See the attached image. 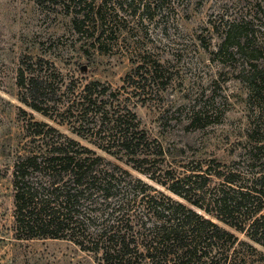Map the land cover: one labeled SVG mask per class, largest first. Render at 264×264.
<instances>
[{
	"label": "trees",
	"instance_id": "obj_1",
	"mask_svg": "<svg viewBox=\"0 0 264 264\" xmlns=\"http://www.w3.org/2000/svg\"><path fill=\"white\" fill-rule=\"evenodd\" d=\"M36 2L60 7L71 16L76 41L100 53L124 48L120 36L134 28L132 21L153 20L172 4ZM221 36L216 54L236 62V78L247 86L253 112L247 139L230 162L170 160L164 145L143 127L137 108L161 99L173 75L152 48L134 51L135 66L119 87L68 77L54 60L24 54L16 70L17 97L45 119L21 108L26 140L4 174L11 175L13 236L67 240L93 253L100 264L262 259L264 25L227 22ZM206 111L193 109L189 125L203 127Z\"/></svg>",
	"mask_w": 264,
	"mask_h": 264
},
{
	"label": "rangeland",
	"instance_id": "obj_2",
	"mask_svg": "<svg viewBox=\"0 0 264 264\" xmlns=\"http://www.w3.org/2000/svg\"><path fill=\"white\" fill-rule=\"evenodd\" d=\"M132 22L134 28L120 36L124 48L100 53L76 41L71 16L60 7L44 8L36 0H0V264H100L93 253L67 240L13 236L11 175L4 174L26 140L21 108L45 119L17 97L16 70L24 54L54 60L68 77L119 87L135 66L134 51L152 48L173 73L172 80L161 99L139 106L137 112L170 160L216 157L230 162L246 141L253 113L248 88L236 78V62L216 52L227 22L264 25V0H172L153 20ZM200 106L208 117L203 127L193 128L189 117ZM252 264H264V257Z\"/></svg>",
	"mask_w": 264,
	"mask_h": 264
}]
</instances>
